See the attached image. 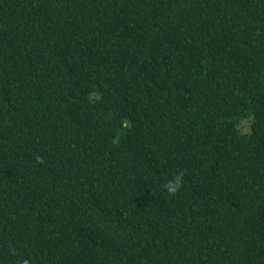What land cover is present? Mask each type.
Instances as JSON below:
<instances>
[{"label":"trees","instance_id":"16d2710c","mask_svg":"<svg viewBox=\"0 0 264 264\" xmlns=\"http://www.w3.org/2000/svg\"><path fill=\"white\" fill-rule=\"evenodd\" d=\"M22 258L264 264V0H0V264Z\"/></svg>","mask_w":264,"mask_h":264},{"label":"clouds","instance_id":"9594fccd","mask_svg":"<svg viewBox=\"0 0 264 264\" xmlns=\"http://www.w3.org/2000/svg\"><path fill=\"white\" fill-rule=\"evenodd\" d=\"M40 159V157H37ZM184 185V172L183 170L176 172L172 175L170 179H167L164 184L162 185L163 190L167 192L169 195L174 196L176 195ZM8 249L11 255H17V249L13 242L9 241ZM17 264H30V260L27 258L20 259Z\"/></svg>","mask_w":264,"mask_h":264}]
</instances>
